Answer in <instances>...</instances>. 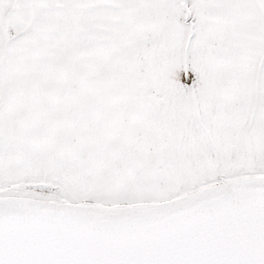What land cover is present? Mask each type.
Masks as SVG:
<instances>
[{
    "label": "snow or ice",
    "instance_id": "6c2138e0",
    "mask_svg": "<svg viewBox=\"0 0 264 264\" xmlns=\"http://www.w3.org/2000/svg\"><path fill=\"white\" fill-rule=\"evenodd\" d=\"M0 264H264V0H0Z\"/></svg>",
    "mask_w": 264,
    "mask_h": 264
}]
</instances>
